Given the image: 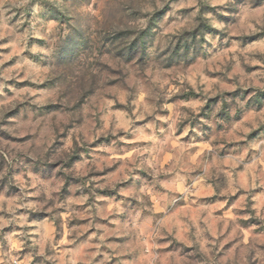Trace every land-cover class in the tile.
<instances>
[{
    "label": "rangeland",
    "instance_id": "1",
    "mask_svg": "<svg viewBox=\"0 0 264 264\" xmlns=\"http://www.w3.org/2000/svg\"><path fill=\"white\" fill-rule=\"evenodd\" d=\"M86 3L101 17L118 18L123 27L113 36L98 33L95 42L84 40L78 32L70 35L55 65L29 51L34 45L47 46V40L32 35L26 40L19 37L30 31L28 21L35 7L40 9L42 22L65 26L67 18L56 6L47 0H32L25 9L13 10L15 15L9 12L0 16V74H11L6 81L0 75L4 84L0 110L8 106L2 123L35 125V131L24 136L0 131V264H7L8 252L17 264H153L151 258L156 255L161 259L155 264H197L192 247L176 240L170 243L168 237L153 239L152 233L158 221L165 222L174 233L185 226L194 231L189 221H199L210 213L217 229L225 228L220 237L225 239L233 229L231 221L226 227L224 224L229 210L242 217L253 212L252 204H264V76L259 75L264 72V0H233L227 7L220 6V12L204 0L196 4L192 0H167L162 8L156 7V0ZM80 6H85L83 0ZM197 7L200 12L193 17ZM206 12L216 16L226 30L204 23L201 17ZM21 13L25 22L18 25ZM141 20L147 21V27L137 33ZM188 23L197 26L174 34L177 26ZM205 33L211 35V42L204 39ZM157 42L168 45L166 52L170 55L163 63L146 55ZM78 51L83 60L74 69L72 59ZM96 57L122 61L133 70H154L155 63L164 71L193 75L197 81L202 74L206 84H198L201 88L226 87L209 97L197 119L191 121L199 134H185L190 122L181 119L187 110L185 105L204 98L203 92L189 86L170 97L144 96L143 106L155 107V112L144 120H135L131 127L143 128L154 122L155 140L123 130L113 135L112 127L127 120L133 111L135 90L122 83L133 73L122 75ZM245 57L258 63L246 62ZM73 71L80 73L81 84L70 89L67 82ZM240 73L248 78L246 88L239 86ZM135 76L142 80L144 73L135 72ZM32 77L42 78V83ZM234 84L237 86L228 90ZM171 86L178 85L173 82ZM145 87L152 93L160 92L150 82ZM105 89L128 93V103L103 107L113 99ZM29 92L35 94L32 98L57 94L58 101L68 100L70 107L57 102L37 109L30 99L17 96ZM163 103L173 105V111L161 109ZM217 105L220 107L215 111ZM119 113L127 115H114ZM157 114L176 120L175 133L171 121H154ZM101 116L108 119L101 120ZM200 118L211 122L202 124ZM105 124L107 135L102 134ZM146 134L151 135L152 130H146ZM42 136L44 144H40ZM76 136L90 139L81 144ZM37 147L46 148L47 157L59 158L53 163L34 164L22 149ZM181 190H187V199ZM20 203L39 207L8 211ZM240 204L246 207L237 209ZM13 217H26L27 223H17ZM5 220L12 222L4 225ZM236 224L245 232L264 236V224L254 215ZM20 232L28 235L14 237L11 242L7 239ZM238 240V236L227 239L221 255L231 251ZM34 241L40 244L33 246ZM12 243L20 246L12 248ZM41 247L43 254L38 255Z\"/></svg>",
    "mask_w": 264,
    "mask_h": 264
},
{
    "label": "clouds",
    "instance_id": "2",
    "mask_svg": "<svg viewBox=\"0 0 264 264\" xmlns=\"http://www.w3.org/2000/svg\"><path fill=\"white\" fill-rule=\"evenodd\" d=\"M32 0H0V16H4V14L11 12L12 15H15V11L18 9H25L26 6L31 3ZM48 3L53 4L56 6L67 18V24L63 27L59 25H50L45 22H42L39 17L38 13L40 11L39 7L33 8V18L28 21L30 31H25L24 35L19 37V40H26L29 35L38 37L40 39H44L48 41V45L45 47L36 46L34 45L29 49L32 54L39 55L42 60L47 61L49 65H55L59 59L61 54V49L66 46L67 38L70 35L75 33H79L80 36L86 41L95 42L99 36H113L116 32L120 31L123 27L122 24L118 23V18H109L106 15L101 17V15L97 12L96 8L88 5L86 0H83L85 6H80L82 0H47ZM96 0H92L94 4ZM194 4L198 3V0H192ZM167 3V0H156V7L162 8L164 4ZM204 3L209 5L211 8L217 9V12L221 11V7H227L233 0H204ZM185 5L181 4L180 7H184ZM200 12L199 7L196 8V11L192 14L193 17H196ZM21 20L18 21V25H22L25 22L24 13H21ZM202 21L206 23L209 27L219 30H226L225 25L217 20L216 16H214L211 12H206L201 17ZM257 23H260L257 20ZM197 26L196 23H188L187 25L177 26L176 30L169 29L168 31H174V34L179 35L183 30L191 31L193 28ZM137 27V33L144 28L147 27V21L141 20ZM204 39L206 41L211 42L212 37L210 34L205 33ZM124 45H120L123 47ZM168 47L167 44H160L157 42L153 44L147 49L146 55L151 57L154 61H159L163 63L167 60L168 56L170 55L169 52H166V48ZM115 49L113 54H115ZM246 51H252V49H248ZM7 59V57H5ZM96 59L100 60L103 59L106 63H108L111 68L120 70L121 74L124 75L126 73L132 72V75H126L122 83L128 87L129 89H134L137 98L131 101V105L133 106V111L131 116L124 120L123 123H116L111 132L113 135L118 133L119 131L123 130L125 133L131 131L133 134H138L140 138L145 140H155V123L148 122L144 125L143 128H133L131 127L132 123L135 120H144L146 116H153L155 112V107H144L143 106V99L145 95H153L154 97H158L159 95L163 94L165 97H170L175 92H179L181 90H187L190 86L197 92H203L204 98L195 104H188L184 107L187 109L183 114L181 119L188 120L189 127L185 128V134L188 131H192L194 133H198V128L191 127V121L197 119L199 113L204 104L208 102V98L211 96L217 95L218 92H223L226 86H221L217 90H210L208 87H199V85L206 84V77L202 74L200 76L199 81H197L193 75H189L186 73H181L178 71H164L162 70L158 64H153L152 69L154 70H145V69H137L133 70L131 66L124 64L122 61L119 60H110L107 57H96ZM83 60V55L80 51L74 54L72 59V67L75 69L76 66ZM245 61L249 63H258V61H248L247 57H245ZM237 67L239 66L240 61L237 59L236 61ZM135 72L144 73L143 79H136ZM3 76V79L6 81L11 78V74L9 73H2L0 74ZM229 75L235 76L236 73H230ZM259 75L264 76V72L260 73ZM110 77H105V79H109ZM32 79L36 83H42V78L32 77ZM248 78L240 73L239 77V86L248 87V83L245 81ZM150 82L153 87H158L160 92L152 93L151 88H146L145 83ZM176 82L178 86L172 87V83ZM81 84V75L78 71H73V73L68 77L67 86L71 88H75ZM237 85L234 84L228 90H232ZM4 84L0 83V91H3ZM107 92H111L113 94V99H109L105 102L103 107L110 108L111 105L114 103H128L126 97L128 93L120 92L118 89H105ZM18 98L21 99H30L32 105H35L37 109L42 107L45 104L52 103L56 104L57 102L63 104L65 107H70L68 100L60 99L58 101L57 94H48L42 95L40 97L32 98L35 96L34 93L29 92L27 96H22V94H17ZM230 102V101H229ZM14 107L15 105H11ZM161 109H167L169 111H173V105L168 103H163L159 106ZM220 105L216 106L215 111L219 110ZM8 110V106L6 105L2 110H0V131H4L10 133L13 136H24L27 132L35 131V125L29 126L27 124H23L20 122H16L14 126H7L3 122L4 120V113ZM100 109L98 108L97 111ZM91 111V108L88 109ZM215 111L212 115H215ZM95 115V113H93ZM123 117L127 115L126 113H119L114 114ZM108 117L101 116V120H106ZM154 121H171L170 128L172 133H175L176 128V120L172 116H160L155 115ZM11 122V121H10ZM210 120H204L200 118V123L207 124L210 123ZM47 125H45L46 127ZM146 130H152L151 135L146 134ZM161 131H163L161 129ZM101 132H98L96 135L99 136ZM102 134H108V127L107 124L104 125L102 128ZM74 135V134H73ZM90 137L85 136L82 140L79 136H76L77 142L83 144L84 140H89ZM46 143V140L41 138L40 144ZM258 147V146H257ZM22 151L26 152V155L32 158V162L35 163H53L59 157L52 156L47 157L45 155L46 148L37 147L31 151H28L27 148L22 149ZM11 163V160H10ZM264 164V161H262ZM30 175V173H29ZM255 180L256 177H253V187H255ZM261 182L264 183V167L261 168ZM34 186V185H30ZM103 187V185H100ZM46 191L50 190L45 189ZM184 194V198L187 199L189 193L187 190H181ZM221 195H226V192H221ZM86 199V198H85ZM16 207H26L29 209L37 210L39 206L34 204H17L13 207H10L8 211H15ZM246 207L244 204L237 205L236 208ZM253 212L249 215L245 216H237L229 210L228 213L225 214L224 224L225 227L228 221L233 223L232 233L225 237V239H221L220 237L223 236L225 228L222 227L221 229H217L215 220L211 217L209 213L208 216L203 217L201 220H190L189 224L192 225L194 231H190L188 226H185L181 232L174 233L168 225L163 221H158L156 228L154 229L152 235L153 239L158 237H168L169 242L171 243L172 240L180 241L185 245L192 247L193 254L198 256L197 264H264V236L262 235H252L251 231L245 232L243 229L239 228V225L236 224V221L239 219L247 220L251 215H254L261 224H264V204L255 203L251 205ZM17 223L26 224L27 220L26 217H20L17 219L13 217ZM10 220H5L3 223L4 225L11 223ZM3 225H0L2 227ZM28 234L25 232L20 233H13L12 236L7 237V239L11 242L13 241L14 237H21L27 236ZM235 236L239 237L238 243L233 245L232 250L221 255L223 250L224 244L227 239H231ZM103 239V237H101ZM23 243V241L21 242ZM40 244V241H34L33 246ZM20 245L16 243H12V248H18ZM38 255L43 254V247L40 248V251L37 253ZM8 261L7 264H17L16 258L12 255L11 252L7 254ZM49 259H53V257H48ZM161 257L156 255L151 258L153 264L156 261L160 260ZM174 260H179V257H173Z\"/></svg>",
    "mask_w": 264,
    "mask_h": 264
}]
</instances>
